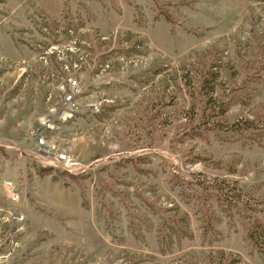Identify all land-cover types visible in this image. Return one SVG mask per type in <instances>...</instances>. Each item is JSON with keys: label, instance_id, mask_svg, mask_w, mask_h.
I'll use <instances>...</instances> for the list:
<instances>
[{"label": "rangeland", "instance_id": "374dc122", "mask_svg": "<svg viewBox=\"0 0 264 264\" xmlns=\"http://www.w3.org/2000/svg\"><path fill=\"white\" fill-rule=\"evenodd\" d=\"M212 65L223 122L264 121V0H0V209L29 223L0 264H264L242 205L197 183L236 182L264 223V138L199 127ZM70 79L80 109L46 138L71 168L38 143Z\"/></svg>", "mask_w": 264, "mask_h": 264}, {"label": "trees", "instance_id": "16d2710c", "mask_svg": "<svg viewBox=\"0 0 264 264\" xmlns=\"http://www.w3.org/2000/svg\"><path fill=\"white\" fill-rule=\"evenodd\" d=\"M171 21L170 18H167ZM137 36L132 33H129V37ZM129 41V38L126 40ZM144 45L143 40L136 41L131 47L121 50L123 53L130 52H140V47ZM176 79L182 80L184 86L188 87V90L191 92V95L195 94V75L193 70L183 68L182 74L179 75L176 73ZM223 76L218 65L210 66L208 72L203 76L200 83L199 91L204 97L203 101V110L201 115V120L199 127L204 126V130H228L233 133L242 134L245 132H252L256 138H264V121H258L254 119L241 117L233 123L223 122V119L230 108L229 102H226L224 99L219 97L217 94V88L220 87L223 89ZM185 116L193 120L198 112L196 108L192 107L184 111ZM190 115V116H189ZM197 181L198 185L201 186L203 195L207 194L206 197H203L205 200L209 197H216L220 202H223L228 207H237L242 205L246 214L252 219V223L247 231V239L253 244V246L258 250L260 254L264 256V223L259 219L256 212L258 209L252 202V197L248 194L242 192V190L237 186L236 182H230L226 179H210L206 176L202 177ZM249 196V197H248ZM257 203V202H256ZM207 218V224L209 223V218ZM209 226V225H207ZM208 229V227H207ZM185 229H183L184 231ZM239 259H229L226 264H240Z\"/></svg>", "mask_w": 264, "mask_h": 264}, {"label": "built area", "instance_id": "2783aa9c", "mask_svg": "<svg viewBox=\"0 0 264 264\" xmlns=\"http://www.w3.org/2000/svg\"><path fill=\"white\" fill-rule=\"evenodd\" d=\"M84 93L77 79H70L69 89H64V103L59 112L54 113L53 119L44 121V132L39 134V148L43 151L48 149L51 154H56L58 159L66 162L71 168L69 156L65 153H56L48 144L46 135L53 133L60 123L68 121L80 109L79 99ZM6 198L13 204L20 203L23 199L21 189L14 179L7 178L3 181ZM28 219L23 212L0 209V262L8 260L23 245L28 232Z\"/></svg>", "mask_w": 264, "mask_h": 264}]
</instances>
